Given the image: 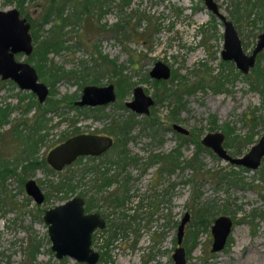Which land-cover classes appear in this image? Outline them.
I'll return each mask as SVG.
<instances>
[{
    "label": "rangeland",
    "instance_id": "obj_1",
    "mask_svg": "<svg viewBox=\"0 0 264 264\" xmlns=\"http://www.w3.org/2000/svg\"><path fill=\"white\" fill-rule=\"evenodd\" d=\"M216 1L250 53L264 0ZM12 7L30 22L33 43L30 54L15 57L31 63L50 92L39 103L0 78V264H89L56 257L43 219L46 208L74 195L106 220L92 232L93 264H174L185 213L187 264H264V248L257 251L264 246V156L249 168L201 141L220 131L223 146L240 156L263 134L264 50L246 73L223 59V24L204 0H0V8ZM157 60L170 68L160 84L150 75ZM108 83L114 101L74 103L86 84ZM136 85L154 98L148 113L125 104ZM114 119H128V132L112 134ZM78 132L111 134L115 144L53 169L48 150ZM30 177L45 194L41 203L25 190ZM220 214L232 219L231 231L212 251Z\"/></svg>",
    "mask_w": 264,
    "mask_h": 264
},
{
    "label": "water",
    "instance_id": "obj_2",
    "mask_svg": "<svg viewBox=\"0 0 264 264\" xmlns=\"http://www.w3.org/2000/svg\"><path fill=\"white\" fill-rule=\"evenodd\" d=\"M206 7L215 14L223 24L224 43L221 56L225 60L234 61L235 65L244 73L254 64L259 51L264 49V21L263 29L258 34V39L251 53L243 50L241 39L234 22L226 16L218 6L216 0H204ZM30 22L19 14L16 7L0 8V78L12 79L21 89L30 90L42 102L48 95L49 86L39 80L36 68L27 61L17 60L16 53L30 54L33 50ZM150 75L157 79H165L170 75L169 66L157 60L150 70ZM116 99L114 85L86 84L82 89L80 99L75 103L79 105L106 104ZM154 98L145 93L142 86L133 87V98L126 100L125 104L137 113H148ZM173 128L182 133L188 129L180 123L174 122ZM224 134L220 131L208 132L201 139L220 157L231 163L241 164L249 168H256L264 155V133L249 150L241 156H233L223 146ZM113 143V137L107 134L77 133L67 137L59 144L52 147L47 154V161L55 168L61 169L65 164L72 162L77 156L99 154L108 149ZM25 189L37 203L44 199L35 179L30 178L25 183ZM189 218L185 213L177 228V246L172 256L174 264H187L185 249L181 245L184 225ZM43 219L47 223L51 249L58 258L70 256L79 262L95 263L99 252L94 250L92 232L96 227H104V218L95 211H85L84 198L74 195L69 199L45 209ZM232 219L228 215L220 214L211 226L213 241L211 250L217 251L225 245L227 236L231 231Z\"/></svg>",
    "mask_w": 264,
    "mask_h": 264
},
{
    "label": "flooded vegetation",
    "instance_id": "obj_3",
    "mask_svg": "<svg viewBox=\"0 0 264 264\" xmlns=\"http://www.w3.org/2000/svg\"><path fill=\"white\" fill-rule=\"evenodd\" d=\"M1 9H2V8H1ZM18 10H19V9H18ZM19 14H20V11H19ZM20 15H21V14H20ZM254 46H255V45H254ZM253 48H254V47H253ZM243 50H244V49H243ZM262 50H264V49H262ZM251 51H252V50H251ZM259 52H260V51H259ZM250 53H251V52H250ZM248 54H249V53H248ZM256 56H257V55H256ZM255 59H256V57H255ZM254 63H255V62H254ZM253 65H254V64H253ZM253 65H252V66H253ZM248 71H249V70H248ZM114 89H115V88H114ZM29 91H30V90H29ZM31 92H32V91H31ZM49 92H50V88H49ZM49 92H48V95H49ZM32 93H33V92H32ZM34 94H35V93H34ZM81 94H82V93H81ZM35 95H36V94H35ZM48 95H47V96H48ZM80 97H81V96H80ZM46 98H47V97H46ZM46 98H45V100H46ZM79 99H80V98H79ZM45 100H44V101H45ZM76 100H78V99H76ZM76 100H75V101H76ZM44 101H42V102H44ZM75 101H74V103H75ZM38 102H39V103H42V102H40L39 100H38ZM111 102H112V101H111ZM75 104H76V103H75ZM106 104H108V103H106ZM77 105H79V104H77ZM85 105H87V106L100 107L101 105H105V104H99V105H88V104H85ZM85 105H79V106H85ZM29 106H30V105H28V107H29ZM28 107H27V109H28ZM0 114L2 115V118H4V112H0ZM78 133H97V134H107V133H98V132H78ZM263 133H264V132H263ZM16 134H17V132H16ZM75 134H77V133H75ZM72 135H74V134H72ZM72 135H70V136H72ZM107 135L112 136L111 134H107ZM67 137H69V136H67ZM67 137H66V138H67ZM112 137H113V136H112ZM260 137H261V136H260ZM260 137H259V138H260ZM66 138L60 140L59 142H56L52 147H54L55 145L59 144L60 142H62V141L65 140ZM257 141H258V140H257ZM257 141H256V142H257ZM256 142H255V143H256ZM114 144H115V139H114V137H113V143H112V145H111L108 149H110ZM222 144H223V141H222ZM52 147H51V148H52ZM30 148H32V141L29 143V149H30ZM51 148H50V149H51ZM50 149H49V150H50ZM108 149H106L105 151H107ZM49 150H48V151H49ZM226 150H227V149H226ZM105 151H103V152H105ZM103 152H101V153H103ZM101 153H99V154H101ZM228 153H229V152H228ZM47 154H48V152H47ZM47 154H46V161H47ZM99 154H96V155H99ZM85 155H92V154H85ZM85 155H79V156H77L75 159H77V158L80 157V156H85ZM93 156H94V155H93ZM233 156H234V155H233ZM240 156H241V155H240ZM263 156H264V155H263ZM263 156L261 157V160H262ZM75 159H74V160H75ZM74 160H73V161H74ZM261 160H260V162H261ZM35 161H36V159H34L33 161L30 160V162L33 163L34 165L36 164ZM73 161H72V162H73ZM47 162H48V161H47ZM72 162H70V163H72ZM70 163H67V164H65L64 166H66V165H68V164H70ZM48 164H49L53 169H55V168H54L49 162H48ZM259 164H260V163H259ZM259 164H258V166H259ZM64 166H63V167H64ZM258 166H257V167H258ZM63 167H62V168H63ZM257 167H256V168H257ZM62 168H61V169H62ZM55 170H59V169H55ZM30 178H33V177H30ZM30 178H28V179H30ZM28 179H27V180H28ZM33 179H35V178H33ZM27 180H26V181H27ZM26 181H25V183H26ZM35 181H36V179H35ZM36 182H37V181H36ZM37 183H38V182H37ZM24 185H25V184H24ZM38 185H39V183H38ZM39 186H40V185H39ZM40 188H41V187H40ZM25 190H26V189H25ZM41 190H42V189H41ZM42 191H43V190H42ZM26 192H27V191H26ZM43 194H44V192H43ZM29 195H30V194H29ZM44 197H45V194H44ZM33 199H34V198H33ZM43 200H44V199H43ZM84 202H85V201H84ZM58 204H59V203H58ZM48 208H49V207H48ZM46 209H47V208H46ZM44 211H45V210H44ZM85 211H86V210H85ZM88 212H89V211H88ZM43 214H44V213H43ZM103 218H104V217H103ZM104 220H105V218H104ZM105 225H106V220H105ZM96 228H97V227H96ZM96 228H95V229H96ZM95 229H94V230H95ZM94 230H93V231H94ZM91 245H92V243H91Z\"/></svg>",
    "mask_w": 264,
    "mask_h": 264
},
{
    "label": "trees",
    "instance_id": "obj_4",
    "mask_svg": "<svg viewBox=\"0 0 264 264\" xmlns=\"http://www.w3.org/2000/svg\"><path fill=\"white\" fill-rule=\"evenodd\" d=\"M83 11L89 13L90 10L87 7H83ZM60 18L63 19L62 15H60ZM87 20L90 21L89 15H87ZM43 51H46V50H43ZM155 82L160 84L162 82V80L161 79H156ZM128 123H129L128 119L123 120V121H119V120L114 119L113 122H112V127L110 129V132L112 134H114V135H117L118 133L124 135L126 132H128V129L130 127L128 125Z\"/></svg>",
    "mask_w": 264,
    "mask_h": 264
},
{
    "label": "bare ground",
    "instance_id": "obj_5",
    "mask_svg": "<svg viewBox=\"0 0 264 264\" xmlns=\"http://www.w3.org/2000/svg\"><path fill=\"white\" fill-rule=\"evenodd\" d=\"M263 248H264L263 245H258V246H257V251L260 250V251L262 252V251H263ZM250 254H251V253H250ZM254 255H255V254H254ZM251 256H252V255H251ZM249 257H250V256H249ZM253 258H254V257H253ZM261 259H262V258H261ZM251 260H252V259H251ZM255 260H256V258H255ZM255 260H254V261H255ZM249 261H250V260H249Z\"/></svg>",
    "mask_w": 264,
    "mask_h": 264
}]
</instances>
